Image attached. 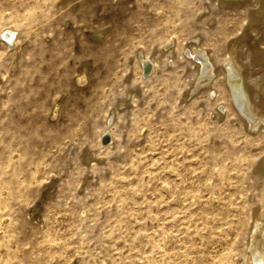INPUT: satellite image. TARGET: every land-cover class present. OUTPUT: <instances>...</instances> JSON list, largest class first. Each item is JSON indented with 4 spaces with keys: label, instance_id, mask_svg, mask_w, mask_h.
Masks as SVG:
<instances>
[{
    "label": "rangeland",
    "instance_id": "1",
    "mask_svg": "<svg viewBox=\"0 0 264 264\" xmlns=\"http://www.w3.org/2000/svg\"><path fill=\"white\" fill-rule=\"evenodd\" d=\"M246 2L0 0V264H251L256 237L264 259V125L223 70L237 40L263 109Z\"/></svg>",
    "mask_w": 264,
    "mask_h": 264
},
{
    "label": "bare ground",
    "instance_id": "2",
    "mask_svg": "<svg viewBox=\"0 0 264 264\" xmlns=\"http://www.w3.org/2000/svg\"><path fill=\"white\" fill-rule=\"evenodd\" d=\"M246 1L248 0H219V5L237 8L239 5H241L243 2H246ZM262 4L263 5L260 8V10L257 12L254 11L253 16H252V21L258 24H261V14L264 10V0H262ZM261 27L263 26L261 25ZM1 35H3L8 42H13V41L16 42L15 33L11 30H6L2 32ZM229 49H230L229 51L230 56L223 63V70L225 73V82L227 84V88L231 94V99H232V102L234 103V107L236 108V111L242 116V118H244V120L246 121L250 129H254V130L256 129L257 131L258 127H261V125H264V117L262 115L264 114V96L261 97V99L259 100L263 109H260V107H258L257 105L255 106V104L253 105L251 103L252 100H249V95L251 94V92H253V88L258 87V82L254 83L253 86L247 87V84L244 80V75H243V69L245 68V64L240 62L236 55L237 40H233L231 42ZM257 54L260 60L263 61L262 59H264V51H258ZM190 56H191V59L196 62V64L198 65L201 71V76L199 77V80L195 84L194 89H192L193 92H196L202 89L203 87L211 84V82L214 80L217 68L214 65L213 61L211 60L210 56L207 54V52H204L203 50L199 52H190ZM140 61L143 64L144 70L147 71L149 69L148 68L149 62L147 61L145 56L142 55ZM212 91L216 93L213 88H211L210 92ZM254 232L255 234H257V232H259V229L255 228ZM259 240L257 239V237L254 238L253 244L250 245L251 260H252L251 264H264V259H263L261 249H260L261 243L259 244L258 242Z\"/></svg>",
    "mask_w": 264,
    "mask_h": 264
},
{
    "label": "water",
    "instance_id": "3",
    "mask_svg": "<svg viewBox=\"0 0 264 264\" xmlns=\"http://www.w3.org/2000/svg\"><path fill=\"white\" fill-rule=\"evenodd\" d=\"M149 72V69L147 70V73ZM109 142V137L108 136H106V137H104V139H103V143H108Z\"/></svg>",
    "mask_w": 264,
    "mask_h": 264
},
{
    "label": "built area",
    "instance_id": "4",
    "mask_svg": "<svg viewBox=\"0 0 264 264\" xmlns=\"http://www.w3.org/2000/svg\"><path fill=\"white\" fill-rule=\"evenodd\" d=\"M2 40H3L4 42H6V43H9V42L5 39L4 36H3Z\"/></svg>",
    "mask_w": 264,
    "mask_h": 264
}]
</instances>
